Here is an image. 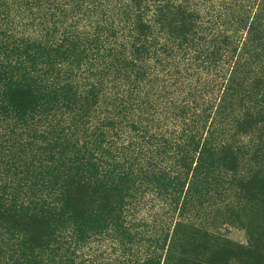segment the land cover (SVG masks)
I'll return each mask as SVG.
<instances>
[{
    "label": "trees",
    "instance_id": "obj_1",
    "mask_svg": "<svg viewBox=\"0 0 264 264\" xmlns=\"http://www.w3.org/2000/svg\"><path fill=\"white\" fill-rule=\"evenodd\" d=\"M148 194L172 233L135 226ZM106 240L264 264V0H0V264Z\"/></svg>",
    "mask_w": 264,
    "mask_h": 264
},
{
    "label": "rangeland",
    "instance_id": "obj_2",
    "mask_svg": "<svg viewBox=\"0 0 264 264\" xmlns=\"http://www.w3.org/2000/svg\"><path fill=\"white\" fill-rule=\"evenodd\" d=\"M208 77L210 78V80H206V78ZM226 77L222 74H217V73L208 74L205 72L202 74L203 80H205V82L211 81V83L214 84V86L220 85V83L223 80H225ZM216 89H214L215 90L214 95L216 94ZM145 199H146L145 201L146 205L132 212L133 214L131 218L132 220H134L135 226L136 224H139L138 228L141 230L142 234L147 236L152 234V231H154L152 229L153 227L156 228V231L157 230L160 231L161 228L163 227L166 228L165 229L166 231H170V233H172L174 225L176 223L175 220L179 219V217L176 216L177 213H172L174 215L173 216L174 220L171 223L172 216L165 214V206L163 201L158 200V198L153 194H148ZM159 231H157V233ZM227 234L230 238L237 241H243L244 239V234L243 231L241 230L230 228ZM146 237H144V239L141 240V245L147 244V241H145ZM112 244L115 243H112L109 240L103 241L101 244H99L98 242H94L91 244L88 250L87 249L85 250V252L87 253L85 257L93 259L94 264H116L117 262L116 259L118 258L119 260L122 258L121 257L122 249H120L117 244L114 245L115 247H113ZM167 258L168 257L166 256V260H165L164 257L165 260L164 264H168ZM91 259H89V263H92Z\"/></svg>",
    "mask_w": 264,
    "mask_h": 264
}]
</instances>
